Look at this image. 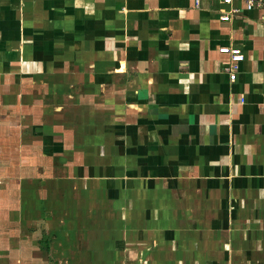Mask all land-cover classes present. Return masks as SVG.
<instances>
[{
	"label": "crops",
	"instance_id": "0c3cea01",
	"mask_svg": "<svg viewBox=\"0 0 264 264\" xmlns=\"http://www.w3.org/2000/svg\"><path fill=\"white\" fill-rule=\"evenodd\" d=\"M195 1L0 0V109L61 162L88 141L76 203L116 264H264V11Z\"/></svg>",
	"mask_w": 264,
	"mask_h": 264
},
{
	"label": "rangeland",
	"instance_id": "374dc122",
	"mask_svg": "<svg viewBox=\"0 0 264 264\" xmlns=\"http://www.w3.org/2000/svg\"><path fill=\"white\" fill-rule=\"evenodd\" d=\"M20 111L0 109V264H116L111 252L101 249L108 238L89 236L100 225L87 220L83 211L89 212L90 206L83 210L76 203L89 195L84 189L78 192V182L86 178L72 172L78 160L71 157L72 145L87 148L88 141L66 143L61 162L57 154L42 152V115L30 127L22 125ZM13 137L18 139H9ZM84 160L89 162V157ZM164 255L171 258L175 253Z\"/></svg>",
	"mask_w": 264,
	"mask_h": 264
},
{
	"label": "built area",
	"instance_id": "2783aa9c",
	"mask_svg": "<svg viewBox=\"0 0 264 264\" xmlns=\"http://www.w3.org/2000/svg\"><path fill=\"white\" fill-rule=\"evenodd\" d=\"M235 0H222L223 4L232 5ZM241 1L247 11L261 10L264 11V0H238ZM196 6L200 5L199 0L195 1ZM231 12L233 14H239L240 9L232 7ZM219 52L228 56L229 64L226 68V72L230 76L231 81H235L237 73L240 70V65L245 61V54L240 47L223 46L219 48Z\"/></svg>",
	"mask_w": 264,
	"mask_h": 264
}]
</instances>
